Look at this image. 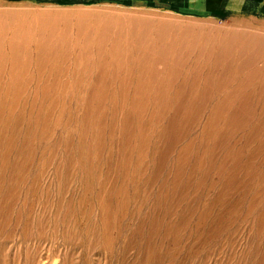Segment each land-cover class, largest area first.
Returning a JSON list of instances; mask_svg holds the SVG:
<instances>
[{"label":"rangeland","instance_id":"obj_1","mask_svg":"<svg viewBox=\"0 0 264 264\" xmlns=\"http://www.w3.org/2000/svg\"><path fill=\"white\" fill-rule=\"evenodd\" d=\"M44 13L66 37L17 63ZM1 23L0 264H264V0H0Z\"/></svg>","mask_w":264,"mask_h":264},{"label":"bare ground","instance_id":"obj_2","mask_svg":"<svg viewBox=\"0 0 264 264\" xmlns=\"http://www.w3.org/2000/svg\"><path fill=\"white\" fill-rule=\"evenodd\" d=\"M85 15V14H84ZM22 16V15H21ZM29 16V15H28ZM39 18H40V20H39V22H35V23H29V25H28V30H25V26L24 25H18L17 26V28L14 30V32H12V36H11V39H10V50H11V54H12V58H14L13 60L14 61H16L17 63L19 62V61H23V60H21L22 59V57H23V55L24 54H22V51H24V49L26 48V47H28L27 45H29L30 44V42L31 41H36V43H37V49H38V51H40V65L42 64V66H43V62H45V58H47L48 57V54H41V52H49V51H53V49H54V47H52L51 49H49V46H47V45H49V43L52 41H54V39L56 38V36L55 35H59V37L61 36V38H62V36H63V34H62V32H58V20H57V22H56V20H52V18L51 17H49L48 16V13H44V14H42L41 16H39ZM80 18H81V21L82 22H80V23H82L83 24V21H85L86 23H87V21L88 22H90V21H92V20H90L91 18L89 17V16H87L86 15V17L85 16H80ZM36 19V18H35ZM55 19H57V18H55ZM111 19V18H110ZM80 20V19H79ZM104 20V19H103ZM97 21V22H96ZM95 22V24L97 25V26H100L99 28H98V30L100 29V32L99 33H97V35L98 34H102V35H98V37H102V39H100L101 41L102 40H104L105 38H106V35H108V33L112 30L111 28L113 27V26H111L110 25V22H108V23H106V24H101V22H102V20H101V22L100 21H98V20H96ZM105 21V20H104ZM26 22V21H25ZM118 22V21H117ZM149 23V22H148ZM165 23V22H164ZM2 24L3 23H1L0 24V48L2 47V45H1V43H3V40H2V36H3V34H5V31H6V28H7V24H5V27H1L2 26ZM24 24V23H23ZM88 24H90V23H88ZM168 24V23H167ZM91 26H92V23L90 24ZM90 25H88V26H90ZM24 26V27H23ZM68 26V25H67ZM96 26V27H97ZM146 26V25H145ZM144 26V27H145ZM87 27V26H86ZM80 28H81V26H80ZM83 28V29H82ZM82 28L80 29V32H81V30L83 31V32H81V34L83 35V36H85V38L87 37H89V36H86L87 34H85V32L87 31V30H84L85 29V27L84 26H82ZM91 28V27H90ZM94 28H95V26H94ZM117 28H119V26H118V24H117ZM8 29V28H7ZM10 29V28H9ZM27 29V28H26ZM92 29V28H91ZM122 29H124V28H122ZM122 29H120L119 28V30L121 31H119V30H117V31H115L116 33H115V35H116V37L118 36V33L120 32V38H118V40L120 39L121 40V38L124 36V35H122V33L124 34V32L122 31ZM67 30V29H66ZM90 30V29H89ZM94 30V29H93ZM126 30V29H125ZM145 30V29H144ZM166 30H168L167 29V26H164L163 27V31H162V34H163V36L162 37H160L161 38V40L162 41H160V43H161V46H162V49H164V48H171V45L169 44L170 42H169V40H168V38H166V36H168V33H166L165 31ZM31 31H37L38 33H37V35H36V37L33 39L32 37H30L29 35H31L32 36V34L33 33H31ZM40 31V32H39ZM65 31V30H64ZM113 31V30H112ZM8 32V31H7ZM6 32V33H7ZM46 32L48 33L49 32V34H47L48 36H46ZM78 32V31H77ZM126 32V31H125ZM87 33V32H86ZM160 33V32H159ZM65 34V33H64ZM90 34V32L88 33V35ZM8 35V34H7ZM91 35V34H90ZM111 35H112V33H111ZM115 35H114V37H115ZM132 35V34H131ZM178 35V34H177ZM65 36V35H64ZM63 36V37H64ZM66 37V36H65ZM82 37V36H81ZM97 37V38H98ZM135 37H136V35H135ZM4 38V37H3ZM60 38V39H61ZM84 38V39H85ZM86 38V39H87ZM124 38H126V36L124 37ZM129 38V37H128ZM237 38V37H236ZM7 39V38H6ZM59 39V40H60ZM141 39V38H140ZM1 40H2V42H1ZM62 41H63V39H61ZM60 40V41H61ZM83 40V39H82ZM143 40V39H142ZM144 40H145V38H144ZM56 41H58V40H56ZM86 41V40H85ZM94 41V40H93ZM121 41H123V40H121ZM120 42V41H119ZM92 43V42H91ZM122 43H124V42H122ZM235 43V42H234ZM56 44V43H55ZM99 44V43H98ZM140 44V43H139ZM50 45H52V44H50ZM97 45V44H96ZM101 45V44H100ZM115 45H117V46H115ZM115 47H112L111 49V52H112V54L114 53V54H119L120 52H118V50H120V46L121 45H119V43L117 42V39H116V43H115ZM53 46V45H52ZM59 47V46H58ZM90 47V46H89ZM101 46H99V48H100ZM123 49V48H122ZM128 49V48H127ZM101 50V49H100ZM102 50H104V49H102ZM21 52V53H20ZM89 52V51H88ZM124 53V52H123ZM14 56V57H13ZM5 57V56H4ZM27 58V57H26ZM26 58H24V59H26ZM3 59V58H2ZM28 59V58H27ZM13 61V62H14ZM26 61V60H25ZM22 63V62H21ZM21 63H19V64H21ZM23 63H25V62H23ZM23 63H22V65H23ZM26 64V63H25ZM107 64V63H106ZM39 65V66H40ZM15 67V66H14ZM15 68H17V67H15ZM22 88L20 87H16V89H14L15 91H16V94L21 90ZM12 91H13V89H12ZM11 91V92H12ZM11 94V93H10ZM14 95V94H13Z\"/></svg>","mask_w":264,"mask_h":264}]
</instances>
